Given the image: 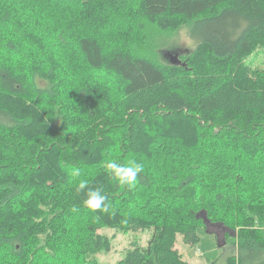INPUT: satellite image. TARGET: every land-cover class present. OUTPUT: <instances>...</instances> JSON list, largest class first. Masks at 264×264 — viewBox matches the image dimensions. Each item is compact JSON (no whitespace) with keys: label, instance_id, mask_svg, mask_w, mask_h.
<instances>
[{"label":"trees","instance_id":"trees-1","mask_svg":"<svg viewBox=\"0 0 264 264\" xmlns=\"http://www.w3.org/2000/svg\"><path fill=\"white\" fill-rule=\"evenodd\" d=\"M79 2L80 6H73ZM90 5L89 0H0V25L8 27L13 20L19 21L11 28L16 39L9 38L2 49L22 52L18 61L31 70L34 90L47 95L51 103L39 111L38 104L27 102L22 79L26 76L18 72L16 62L8 67L0 63V264H100L91 257L111 248L112 239L97 232L105 227L151 233L145 246L133 245L118 264H190L175 247L178 234L185 243H196L200 226L196 221L202 219L205 225V215L210 223L221 221L241 229L249 226L239 232L236 258L239 264H264V237L258 239L264 235V70L246 62L264 47V0H143L144 13L158 23L171 15L185 17L192 24L190 35L197 41L192 60L198 61L197 55H201L206 62L205 69L198 68L194 81L180 66L170 63V69H181L182 74L168 78L143 51L116 49L106 59L95 38L78 32L81 23L94 24L96 18L88 14ZM29 18L38 19L39 24ZM30 23L33 25L28 27ZM1 26L0 34L10 32ZM74 31L79 38L77 50L91 70L106 69L123 82L124 125L131 145L136 146L139 133L149 123L160 120L162 128L170 121L183 123L190 110L207 123V128L198 126L202 127L198 128L201 138L225 144L242 141L240 151L227 155L232 160L227 164L217 161L213 168L225 175L223 180L234 182L231 193L223 191L228 193L225 197L220 192L212 196L218 211L205 210L199 216L189 208L192 198L165 201V207L154 204L142 216L137 188L118 183L107 168L105 139L89 128L88 135L78 132L77 114L74 111L73 115L67 102L61 103L62 94L71 95L78 82L87 86V69L77 72L73 67L80 59L70 49ZM82 90L80 96L87 106L95 109L104 102L86 88ZM256 141L263 145L250 150ZM147 142L152 144V138ZM123 152L115 162L131 160L126 148ZM134 153L143 156L149 171L174 167L167 151L138 148ZM241 166L251 176L248 182L236 174L243 170ZM73 169L79 170V177L71 176ZM218 172L207 173L203 182L211 183L213 178L215 184L221 176ZM80 181H86L87 187L78 191ZM136 184L148 190L153 182L142 171ZM197 185L202 187V182ZM95 188H101L107 197V212L83 204L86 193ZM162 194L156 199H165L167 193ZM185 214L183 223L192 222L189 227L177 226L171 219ZM81 227L88 231L82 236L77 232ZM78 240L81 245L74 250Z\"/></svg>","mask_w":264,"mask_h":264},{"label":"rangeland","instance_id":"rangeland-1","mask_svg":"<svg viewBox=\"0 0 264 264\" xmlns=\"http://www.w3.org/2000/svg\"><path fill=\"white\" fill-rule=\"evenodd\" d=\"M89 2H91V5L88 7V14L94 15L96 19L92 25L81 23L82 30L78 32L87 33L89 36L95 38L106 59L116 49L128 53H141L143 51L148 60L165 70L168 78L173 75L182 74L180 70L183 69L187 75L191 76L190 78L193 81L198 78V68H206V62L202 59L201 55H197L199 62L192 60V52H196L197 50V41L190 35L192 24L185 17L170 15L166 16V20L162 23H158L154 18L144 13L143 0H89ZM73 3L75 4V2ZM80 3L73 6H80ZM71 9L74 10L73 16L76 7ZM29 19L36 20L31 21L33 24H39L38 19ZM13 23L19 25V21L16 20H13L8 27H5V24L0 25L3 28L5 27V29L10 28V32H5L6 35L0 34V63L8 67L10 63L16 62L18 72H22L26 76L22 78L24 79L23 97L27 102L38 104L40 106L39 111H45L51 103L47 95L42 96L34 90V85H32L30 78L31 70H28L27 65L20 64V61H18V57H21L22 52L8 53V51L2 49L4 42L9 38L16 39L15 34L12 35L13 32L11 30ZM33 24L30 23L28 27ZM75 32H72L71 35L70 49L80 55V59L73 67L77 72L87 69V73L84 74L87 86H83L78 82L77 88L72 90L71 95L70 92L62 94L61 103L67 102V106L72 107L73 115L74 111L77 114V119L79 118L78 127H76L79 130L78 132L88 135V131L91 129L89 132L95 131L97 134H100L105 139L104 145L109 149L106 157V161L109 162L115 161L116 158L124 154L125 148L127 149V158L142 163L143 168H145L146 161H144L143 156L139 157L134 153L136 149L147 148L151 151L161 152L164 150L171 153L168 159L172 163V166H174L173 168H165L159 171L157 169L149 171L150 169L147 168L143 170L152 179L153 185L149 186L151 189L146 190L145 188H141L144 186H140L139 184H135L132 187V189L137 188L135 190L137 195L136 201L142 208V216L145 214L147 208L152 210L157 203L158 205L163 203V207H165V201L187 202L189 199L192 200V198L194 199L190 203L189 208H193L192 212L198 213L199 216H202L205 210L218 211L211 201L212 196L217 192H220L223 196L227 195L228 193L223 192L224 190H228L231 193V190L234 188L232 183L234 182L230 178L227 181L223 180L225 175L218 171L214 172L213 168L216 167L217 161H224L227 164L228 161L232 160L233 158H229L228 156L235 155L236 149L240 151L242 141L225 144L212 138H201L198 128L202 127L198 126L202 125L206 127L207 123H203L200 120L198 113L190 110L186 111L188 118L183 121L184 124L170 121V123L164 124L162 128L160 120L149 123L139 133L136 139V146L131 145L124 125L127 112L125 111L124 104L123 82L115 74L108 72L106 69L91 70L88 64L85 63L84 55L77 50L79 38L75 35ZM164 52L179 53L178 55L182 64L177 66H180L181 69H170L174 64L164 57ZM246 62L253 68L264 70V47L259 48L254 54L249 56ZM20 67L22 68L19 69ZM82 88H86L89 94L91 92V94L96 95L95 98L104 101L99 105V108L96 105L95 109L93 106H87L80 96V92L83 91ZM90 110L91 112H89ZM92 111L94 115L90 116ZM88 128L89 130H87ZM149 137L152 138V144L150 145L153 147L147 142ZM163 145H167L168 148H162ZM261 145H263V142L258 141L251 146L250 150L252 148H260ZM245 148L249 147L244 146L243 149ZM241 168L243 170L237 171L236 174L242 177L243 182H248L251 176L244 167L241 166ZM216 172L221 176L218 177L215 184L213 183V178L210 179L211 183L203 182L204 175L207 173L217 174ZM236 174L234 180L238 181ZM199 182H202V187H198L197 183ZM163 191L167 193L164 196L165 199H156L163 195ZM195 199L196 201H194ZM171 219L177 226L189 227L192 224V222L189 225L183 223V219H187V214L183 216L174 215ZM190 219L194 220V217ZM209 219L211 221L214 220L213 217L212 219L209 217ZM204 224L202 226V219L199 222L196 221V225H200L196 230L199 237L196 243H185L183 236L178 234L175 247L183 259L190 264H239V260L236 258L239 253V247L236 243L239 238L238 235L241 230L245 231V229H250V227H243L241 229L231 227L221 221H212L210 223L207 220ZM157 226H161V222H158ZM77 232L81 233L80 236H82L88 231L81 227ZM97 232L105 234L112 239L109 250H104L91 257L92 260H98L100 264H118L125 257L127 251L133 248V245L145 246L151 236L149 230L144 232H121L116 228L105 227L97 230ZM260 236L258 239L262 241L264 235L260 234ZM80 245V240H78L74 244L73 249L76 250ZM6 251L9 252V249ZM48 261L51 262L50 260ZM34 264L41 263L35 261ZM52 264L54 263L52 262Z\"/></svg>","mask_w":264,"mask_h":264},{"label":"clouds","instance_id":"clouds-1","mask_svg":"<svg viewBox=\"0 0 264 264\" xmlns=\"http://www.w3.org/2000/svg\"><path fill=\"white\" fill-rule=\"evenodd\" d=\"M107 168L116 181L122 185H127L129 188L136 184L138 173L143 171V164L135 160H130L127 164H120L115 161H110ZM71 176L79 177L80 172L77 169L71 171ZM87 187L86 181H80L78 191ZM87 198L83 200V204L92 210H101L107 212L109 205L105 203L107 197L103 194L101 188L90 189L86 193Z\"/></svg>","mask_w":264,"mask_h":264},{"label":"water","instance_id":"water-1","mask_svg":"<svg viewBox=\"0 0 264 264\" xmlns=\"http://www.w3.org/2000/svg\"><path fill=\"white\" fill-rule=\"evenodd\" d=\"M179 53H174V52H164V57H166L170 63L174 64V65H180L182 64L181 59L179 58ZM204 218V222H206V215Z\"/></svg>","mask_w":264,"mask_h":264}]
</instances>
